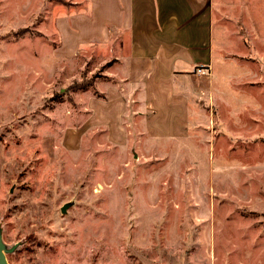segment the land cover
I'll return each instance as SVG.
<instances>
[{"label":"rangeland","instance_id":"rangeland-1","mask_svg":"<svg viewBox=\"0 0 264 264\" xmlns=\"http://www.w3.org/2000/svg\"><path fill=\"white\" fill-rule=\"evenodd\" d=\"M70 4L0 0V229L18 245L9 263L264 264V0L243 3L250 18L244 8L246 25L230 26L245 46L215 53L189 138L157 149L77 136L74 93L100 72L90 73L96 59L83 80L53 62L50 19Z\"/></svg>","mask_w":264,"mask_h":264},{"label":"crops","instance_id":"crops-1","mask_svg":"<svg viewBox=\"0 0 264 264\" xmlns=\"http://www.w3.org/2000/svg\"><path fill=\"white\" fill-rule=\"evenodd\" d=\"M68 1L50 19L53 62L80 76L96 59L90 73L100 72L74 93L77 136L97 131L117 147L188 139L196 101L211 93L215 53L245 46L230 26L246 25L244 8L252 13L243 5L251 0Z\"/></svg>","mask_w":264,"mask_h":264},{"label":"water","instance_id":"water-1","mask_svg":"<svg viewBox=\"0 0 264 264\" xmlns=\"http://www.w3.org/2000/svg\"><path fill=\"white\" fill-rule=\"evenodd\" d=\"M69 204H65L62 207V212L66 213L67 208L69 207ZM18 245H14L12 247H8L3 240V232L2 229H0V264H10L8 261V255L13 253Z\"/></svg>","mask_w":264,"mask_h":264},{"label":"built area","instance_id":"built-area-1","mask_svg":"<svg viewBox=\"0 0 264 264\" xmlns=\"http://www.w3.org/2000/svg\"><path fill=\"white\" fill-rule=\"evenodd\" d=\"M198 72H199V74H202V75H209V71L208 70L199 69Z\"/></svg>","mask_w":264,"mask_h":264}]
</instances>
